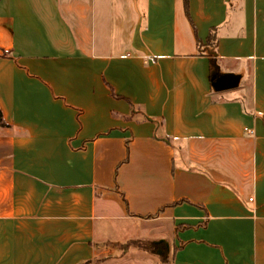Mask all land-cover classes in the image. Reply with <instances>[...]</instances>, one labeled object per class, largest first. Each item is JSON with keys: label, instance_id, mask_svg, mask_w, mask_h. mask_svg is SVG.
<instances>
[{"label": "crops", "instance_id": "1", "mask_svg": "<svg viewBox=\"0 0 264 264\" xmlns=\"http://www.w3.org/2000/svg\"><path fill=\"white\" fill-rule=\"evenodd\" d=\"M0 109V264H264V0H0Z\"/></svg>", "mask_w": 264, "mask_h": 264}, {"label": "rangeland", "instance_id": "2", "mask_svg": "<svg viewBox=\"0 0 264 264\" xmlns=\"http://www.w3.org/2000/svg\"><path fill=\"white\" fill-rule=\"evenodd\" d=\"M113 242L105 243V246L111 247L109 248L110 253L98 257L100 264H171L172 251L168 249V241L140 239L141 247H127V249L120 247L122 244L116 240ZM126 253L128 254L126 255ZM122 255L126 256L122 257Z\"/></svg>", "mask_w": 264, "mask_h": 264}, {"label": "water", "instance_id": "3", "mask_svg": "<svg viewBox=\"0 0 264 264\" xmlns=\"http://www.w3.org/2000/svg\"><path fill=\"white\" fill-rule=\"evenodd\" d=\"M240 76L234 72H225L217 76L213 81L216 90L234 88L239 83Z\"/></svg>", "mask_w": 264, "mask_h": 264}, {"label": "trees", "instance_id": "4", "mask_svg": "<svg viewBox=\"0 0 264 264\" xmlns=\"http://www.w3.org/2000/svg\"><path fill=\"white\" fill-rule=\"evenodd\" d=\"M0 124H1V125H7V122H6L5 119H4L3 112H2L1 109H0ZM139 241H140V240H133V241L128 242L127 244H128V245H140V244H139Z\"/></svg>", "mask_w": 264, "mask_h": 264}]
</instances>
